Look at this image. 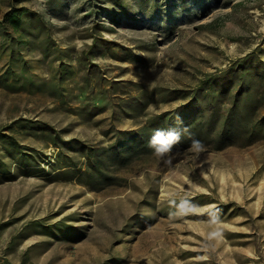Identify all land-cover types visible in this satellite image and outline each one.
Segmentation results:
<instances>
[{"label":"rangeland","instance_id":"obj_1","mask_svg":"<svg viewBox=\"0 0 264 264\" xmlns=\"http://www.w3.org/2000/svg\"><path fill=\"white\" fill-rule=\"evenodd\" d=\"M0 264H264V0H0Z\"/></svg>","mask_w":264,"mask_h":264},{"label":"trees","instance_id":"obj_2","mask_svg":"<svg viewBox=\"0 0 264 264\" xmlns=\"http://www.w3.org/2000/svg\"><path fill=\"white\" fill-rule=\"evenodd\" d=\"M26 13V9L24 8H14L12 10H10L9 12H7L4 16V20L6 23H9L11 26H13L14 28H19L21 23H22V18H23V14ZM248 56H246L245 58L247 59ZM245 59V60H246ZM248 60V59H247ZM249 69L246 67L245 62L241 65L239 64L237 69H232V77H228V84L233 83L234 86L239 84L240 87V91L241 89H243L244 86L248 87L250 85V83L246 81V78L249 76V74H251L250 71H248ZM214 78H210L207 81L210 82H206L204 85L200 86L199 90L203 91L204 94H206V101L208 102V104L211 105V103L214 101V99L217 98V95L215 94V90L213 89V85L211 84V81ZM236 80V81H235ZM200 91V92H201ZM198 95V93H196L195 97ZM236 97L234 98L233 101V106H232V112L231 115L229 114L228 117H226L222 123V128H224V130L226 131L227 126H228V122L232 121L233 119H231V116L234 112V110L236 108H241L240 104H239V100H240V96H239V92L236 93L235 95ZM217 101V100H216ZM200 104L198 105H194L193 107H198ZM217 105V103H216ZM216 105H214V112L211 116L207 118H203L204 114H201L199 116V113H196L193 118L191 120H189L188 122H186L185 126H187L186 128L180 127V128H176V131L180 132V140L179 142L175 143L173 146L176 145H181L183 142H185L187 140V135H184V132L186 131L187 134H191V133H196L198 131H201V128L203 125H205L206 123L208 124L209 122H211L214 116H218L219 112L218 109L216 107ZM192 105H188L187 108L191 109ZM199 109V108H198ZM171 118L168 121V125H167V131L172 130L171 128H169L171 125ZM166 131V132H167ZM152 137V135H149L148 138L146 139H138V138H131V145L127 148L124 149H117L115 147H111V149L109 150V153L106 155L107 157H111L113 159H117L119 161H127L129 159V154L125 155L123 153H121V150H124L125 153H127L129 150L132 151V148L134 147H139L141 148V146H145L148 147V141L150 140V138ZM193 138V137H192ZM123 151V152H124ZM96 153V152H95ZM90 161H91V157H90ZM101 159H94L93 161H91L88 165H89V171H98L100 174H103V170H101Z\"/></svg>","mask_w":264,"mask_h":264},{"label":"clouds","instance_id":"obj_3","mask_svg":"<svg viewBox=\"0 0 264 264\" xmlns=\"http://www.w3.org/2000/svg\"><path fill=\"white\" fill-rule=\"evenodd\" d=\"M179 140L180 132L176 130H169L167 132L157 130L148 141V147L154 149L157 156H163L168 153L172 146L179 142ZM193 147L201 148L202 145L199 141H193Z\"/></svg>","mask_w":264,"mask_h":264}]
</instances>
